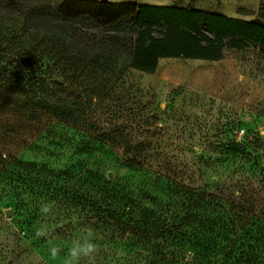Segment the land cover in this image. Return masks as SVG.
<instances>
[{
    "label": "rangeland",
    "instance_id": "obj_1",
    "mask_svg": "<svg viewBox=\"0 0 264 264\" xmlns=\"http://www.w3.org/2000/svg\"><path fill=\"white\" fill-rule=\"evenodd\" d=\"M222 8L257 19L259 7ZM124 81L103 99L93 93L105 139L80 122L0 103V264H64L71 242L88 232L98 246L94 264H213L207 254L197 259V226L184 224L186 213L238 215L244 243L255 242L264 216V55L248 46L216 61L161 58L154 74L131 71ZM75 95L68 91L70 103ZM135 151L144 164L128 167L123 159ZM114 196L173 230L142 238L117 228Z\"/></svg>",
    "mask_w": 264,
    "mask_h": 264
},
{
    "label": "trees",
    "instance_id": "obj_2",
    "mask_svg": "<svg viewBox=\"0 0 264 264\" xmlns=\"http://www.w3.org/2000/svg\"><path fill=\"white\" fill-rule=\"evenodd\" d=\"M256 16L245 20L191 7L97 0H0V103L16 114L80 122L108 138L110 132L92 114L98 103L93 102L94 92H99L98 99L108 97L123 87L131 71L154 74L161 58L216 61L228 49L248 46L264 55V1ZM71 89L76 95L70 103ZM145 158L135 151L123 163L142 166ZM116 198L110 201L109 217L117 228L142 238L173 230L170 220L157 224L152 210ZM210 202L220 204L214 197ZM183 220L196 223V257L201 262L207 254L213 264H264V216L254 243H244L238 215L223 219L186 213ZM210 234H223L226 243Z\"/></svg>",
    "mask_w": 264,
    "mask_h": 264
},
{
    "label": "crops",
    "instance_id": "obj_3",
    "mask_svg": "<svg viewBox=\"0 0 264 264\" xmlns=\"http://www.w3.org/2000/svg\"><path fill=\"white\" fill-rule=\"evenodd\" d=\"M108 1L113 3H130L137 7L150 6H168V7H191L195 9L207 10L228 17H237L245 20L242 16H238L235 12H230L222 7H260V2L264 0H97ZM201 60V59H199Z\"/></svg>",
    "mask_w": 264,
    "mask_h": 264
},
{
    "label": "clouds",
    "instance_id": "obj_4",
    "mask_svg": "<svg viewBox=\"0 0 264 264\" xmlns=\"http://www.w3.org/2000/svg\"><path fill=\"white\" fill-rule=\"evenodd\" d=\"M53 207L54 202H42L39 211L42 215L47 216L51 213ZM36 235L43 237L46 236V232L40 230L36 232ZM59 251V249L54 247L50 249V254L55 258ZM97 252L98 246L93 241L91 232H88L71 242L64 257V264H81V261L84 259H87L88 264H94V257Z\"/></svg>",
    "mask_w": 264,
    "mask_h": 264
},
{
    "label": "water",
    "instance_id": "obj_5",
    "mask_svg": "<svg viewBox=\"0 0 264 264\" xmlns=\"http://www.w3.org/2000/svg\"><path fill=\"white\" fill-rule=\"evenodd\" d=\"M109 177H111V174H109ZM6 215H8V216L10 215V210L6 211Z\"/></svg>",
    "mask_w": 264,
    "mask_h": 264
},
{
    "label": "built area",
    "instance_id": "obj_6",
    "mask_svg": "<svg viewBox=\"0 0 264 264\" xmlns=\"http://www.w3.org/2000/svg\"><path fill=\"white\" fill-rule=\"evenodd\" d=\"M244 133V131L242 130L241 132H240V135H242Z\"/></svg>",
    "mask_w": 264,
    "mask_h": 264
}]
</instances>
